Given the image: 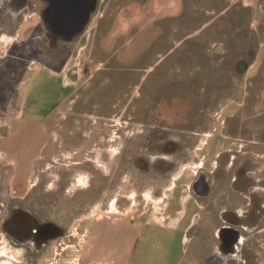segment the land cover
Here are the masks:
<instances>
[{
  "label": "rangeland",
  "instance_id": "obj_1",
  "mask_svg": "<svg viewBox=\"0 0 264 264\" xmlns=\"http://www.w3.org/2000/svg\"><path fill=\"white\" fill-rule=\"evenodd\" d=\"M147 2L156 7L115 0L103 19L116 25L96 37L104 49L78 53L74 39L55 54L38 0H0V125L21 124L13 118L22 111L47 131L22 187L0 165V226L5 206L23 202L57 228L24 253L0 227V264H245L219 252L216 234L228 223L247 235L252 196L264 213V98L255 95L264 80H250L244 103L241 93L226 101L243 77L232 59L264 43V1L221 18H193L206 0H185L180 18H151ZM42 65L68 68L76 89L65 102L71 87ZM26 140L25 155L35 154L38 134ZM242 163L249 184L233 180ZM200 171L204 198L192 192Z\"/></svg>",
  "mask_w": 264,
  "mask_h": 264
},
{
  "label": "crops",
  "instance_id": "obj_2",
  "mask_svg": "<svg viewBox=\"0 0 264 264\" xmlns=\"http://www.w3.org/2000/svg\"><path fill=\"white\" fill-rule=\"evenodd\" d=\"M129 1L131 3L134 0L132 1L129 0ZM184 1L185 0H157L156 7L150 6L149 2L143 5L146 8V13H148L151 16V18H180L182 16L181 4H183ZM251 1L253 2L254 5L255 1H259V0H206L205 3L203 4L201 3L199 5L197 4V6H195L194 11L195 10L197 11L194 12L193 18H221L222 16L229 13L231 8L233 7L234 8L236 7L237 12L239 11L240 13L243 14L244 12H246L245 14H248L249 7L251 6ZM114 2L115 0H99V9H100V12L98 13L99 18H89L88 22L85 24L81 32L75 35L72 39L73 41L75 39L76 43L74 44L73 47L78 49L77 50L78 53L79 50L84 51L85 49L87 51L90 50L91 52V50L96 46H98V48L100 49L105 48L102 45L103 40L97 42L96 37L98 36L100 31L106 33L107 35V33H109L108 29L114 28L113 26L116 25L115 19L112 22L110 21L111 22L110 25L106 24L107 22L106 18L103 19V17L109 10L110 6L113 5ZM125 2L126 1L122 2L121 5L118 4L115 7L116 9L114 8L115 11L118 10V13L115 12L116 13L115 15H118L119 13L121 14L123 8L127 6ZM259 4H261V2H259ZM261 5L263 6V4ZM148 6L151 7L150 9L151 11L148 10L149 8ZM230 18H233V15ZM259 44L260 45L257 46V49L255 50V52L252 53V55L250 54L251 52L248 50V51H243L240 54L238 53L237 57L235 59H232L231 73H234L235 75L241 74L243 75V77L242 80L240 81L241 89L237 90L236 94L231 93V95L230 94L227 95L226 98L227 102H233V100L240 101L238 98H236V96L238 95V93H241L240 96L242 97V100L240 102L244 103L243 101H245L249 95L250 80L257 76H259L261 79L264 80V72H263L264 43L263 41H259ZM50 50H52L53 53L55 54L61 53L60 49L57 50L50 49ZM225 51H224V47H222L219 54L216 53L217 55L215 56V59H217V61L219 60L222 61L225 58V56H227ZM5 56H7V52ZM5 56L4 54H0V59H3ZM42 67L45 68V70H48L49 73L48 75H50L51 77L60 78L62 80L63 88L71 87L70 91L59 101V103L65 102L67 99L70 98V96L73 94V92L76 89V86L72 81V79L71 80L69 79L70 76L68 75L67 72L68 68L65 67L63 69V67L58 68V67H52L50 65H42ZM218 71H219V75L223 73L220 67H218ZM224 84H228V81L225 80ZM259 91L255 95H257V97L259 98L261 97L264 98V88ZM23 117H24L23 112L17 111V114L13 119L21 124L17 126L13 125L12 127L9 125V123H6L5 124L6 126L4 127L3 125H0V165L7 166L12 169L11 187H15V188H20L22 187L23 184L29 181L30 168L33 165V163L40 158L47 140L46 126L43 125L41 121L37 123L36 121H31L30 118H26L25 120H23ZM36 133L39 136L38 148L35 154L30 153L29 155H25L26 151L23 146L27 145L26 139L28 137L29 138L34 137ZM259 142L260 144L264 145V138H261ZM217 248H218V244H217Z\"/></svg>",
  "mask_w": 264,
  "mask_h": 264
},
{
  "label": "flooded vegetation",
  "instance_id": "obj_3",
  "mask_svg": "<svg viewBox=\"0 0 264 264\" xmlns=\"http://www.w3.org/2000/svg\"><path fill=\"white\" fill-rule=\"evenodd\" d=\"M15 1V0H14ZM19 3L25 0H16ZM83 6L86 7L91 1H94L93 9L90 12L91 16H95L100 12L99 0H82ZM38 18L44 23L45 32L50 39V49L57 50L60 49L64 51L66 48L67 41L60 42V36L58 31L53 29L52 18H54V9L51 8L49 0H38ZM102 17V16H101ZM100 17V18H101ZM73 41V40H72ZM71 41V42H72ZM62 44V45H61ZM64 44V45H63ZM67 50V48H66ZM240 167L236 170L233 180H242V183H248V173L250 172L248 165L242 163L239 164ZM11 174L9 168L4 170V180L7 176ZM207 175L200 171L193 183V193L196 197L204 198L208 195L207 187ZM245 179V180H244ZM203 183V188L200 190V185ZM238 187V186H236ZM246 188H242L245 190ZM255 195V194H254ZM254 198V202L251 200ZM262 198L259 195L252 196L247 199V209L243 211V218H247L253 226L248 230L247 235H241V233L232 228V225L228 223L222 224L217 229V239L219 252L224 253V255H232L241 263L242 260L245 264H263L262 258L264 257V225L258 226V222L264 218V213H262L257 206L252 207L260 203ZM264 208V203L261 204ZM230 214L225 212L224 215ZM228 221V217L224 219ZM2 232L7 236L9 242H12L13 246H17L22 249L25 253L28 248L40 249L46 246L49 241H52L56 237L57 228L56 225L50 220H41L39 213L33 211L30 207L26 206L23 202L22 204L5 206V214L1 219ZM246 224V223H245ZM31 250V249H28ZM36 250V249H35ZM263 251V252H262ZM262 252V254H260ZM239 257V258H238ZM242 258V259H240ZM242 264V263H241Z\"/></svg>",
  "mask_w": 264,
  "mask_h": 264
},
{
  "label": "water",
  "instance_id": "obj_4",
  "mask_svg": "<svg viewBox=\"0 0 264 264\" xmlns=\"http://www.w3.org/2000/svg\"><path fill=\"white\" fill-rule=\"evenodd\" d=\"M51 8L54 9L53 29L58 31L61 40L71 41L84 28L89 20L90 12L93 9L94 1L86 7L82 0H49ZM203 183L200 185V190Z\"/></svg>",
  "mask_w": 264,
  "mask_h": 264
}]
</instances>
